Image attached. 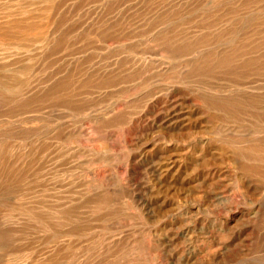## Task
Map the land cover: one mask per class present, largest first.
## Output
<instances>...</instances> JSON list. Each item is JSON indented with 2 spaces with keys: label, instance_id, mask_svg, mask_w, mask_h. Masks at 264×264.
Listing matches in <instances>:
<instances>
[{
  "label": "rangeland",
  "instance_id": "374dc122",
  "mask_svg": "<svg viewBox=\"0 0 264 264\" xmlns=\"http://www.w3.org/2000/svg\"><path fill=\"white\" fill-rule=\"evenodd\" d=\"M0 264H264V0H0Z\"/></svg>",
  "mask_w": 264,
  "mask_h": 264
},
{
  "label": "bare ground",
  "instance_id": "6f19581e",
  "mask_svg": "<svg viewBox=\"0 0 264 264\" xmlns=\"http://www.w3.org/2000/svg\"><path fill=\"white\" fill-rule=\"evenodd\" d=\"M223 172V170H220V171H215V174H218V175H220V173H222ZM224 173V172H223ZM204 182V181H203Z\"/></svg>",
  "mask_w": 264,
  "mask_h": 264
}]
</instances>
